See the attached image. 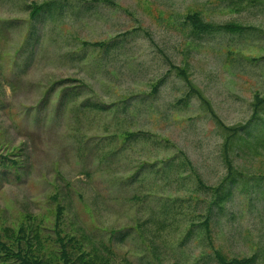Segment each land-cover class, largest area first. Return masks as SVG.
Instances as JSON below:
<instances>
[{
    "label": "rangeland",
    "instance_id": "374dc122",
    "mask_svg": "<svg viewBox=\"0 0 264 264\" xmlns=\"http://www.w3.org/2000/svg\"><path fill=\"white\" fill-rule=\"evenodd\" d=\"M49 1L0 0V230L60 262V205L107 264H264V0Z\"/></svg>",
    "mask_w": 264,
    "mask_h": 264
},
{
    "label": "trees",
    "instance_id": "16d2710c",
    "mask_svg": "<svg viewBox=\"0 0 264 264\" xmlns=\"http://www.w3.org/2000/svg\"><path fill=\"white\" fill-rule=\"evenodd\" d=\"M42 7H45V5L44 6L42 5ZM188 18H193V21L191 22L196 23L198 25V28L202 26V23L199 24L200 22H199L196 12L193 14H190ZM211 27H215V26L213 25ZM216 27L222 28L225 31H229V32L243 31L245 28V26L241 24H237V23H225V24L218 25V26L216 25ZM171 67H174V65L171 64ZM176 69H177V72L180 73L183 79L186 81L188 89L191 92L193 89V84L187 78V75L184 74V69L180 67H176ZM197 93H198V96L202 99L203 98L202 94L199 92ZM63 95L64 94L62 93V96ZM262 104H264V98L260 100V102H258L257 106L254 105V113L252 114L248 122H251V120L256 118V116L259 114L260 110L262 109V107L260 108ZM207 106L209 107L208 110L212 114L215 113L214 110L209 106V104ZM248 122H246L245 125L233 126V127L226 126L221 123V126L227 130L235 129V132L232 134L234 136L241 129H244L245 127H247ZM131 135L134 136V134H131ZM228 161H227L228 172H227L226 177L222 180V183L217 188L218 193L220 192V190L221 192L223 191V189H221L222 186L234 184L236 180L235 177L233 176L236 173L234 171V167L231 164H229ZM229 192L230 190H228L227 193ZM224 196L225 195L220 194V196H218V200L216 201V203L222 201ZM55 214H56V220L54 223L55 233H56L55 242L58 245V251L56 255L59 256L61 260L60 262L55 257L51 259L50 257L44 255V252L41 249L40 237H38L36 232L25 231V228L23 226H20L17 230H13L11 232L12 238L6 237L7 236L5 233V230H7L6 227L0 230V264H107L106 257L102 255H98L96 252L91 253L89 251H84L82 249L83 246L81 245L80 240L76 239V237H70L66 240L68 235L65 237V235L62 234V229L59 226L61 224L62 214H63V210L60 205L58 206V211ZM209 225H210V210H208V214H205L201 220L197 222H194L193 220H191L189 222L188 233L191 232L190 230L196 226L204 227L205 231L207 230L208 232ZM3 230H4L5 238H2ZM32 239L39 240L33 249L30 243ZM214 253H215L216 259L221 264H248L255 258V255H252L248 258L231 257L228 260H226L222 256V254L219 253L217 250ZM52 255L55 256V254H52Z\"/></svg>",
    "mask_w": 264,
    "mask_h": 264
},
{
    "label": "crops",
    "instance_id": "0c3cea01",
    "mask_svg": "<svg viewBox=\"0 0 264 264\" xmlns=\"http://www.w3.org/2000/svg\"><path fill=\"white\" fill-rule=\"evenodd\" d=\"M50 1H51V0H50ZM50 1H49V2H50ZM52 1H53V0H52ZM51 3H52V2H50L49 4L52 5L53 3H52V4H51ZM44 5H45V4H44ZM44 5H43V6H44ZM50 5H49V7H50ZM82 5H83V4H82ZM84 6H87V5H84ZM45 7H47V6H45ZM42 8H44V7H41L40 10H43ZM67 9H68V8H67Z\"/></svg>",
    "mask_w": 264,
    "mask_h": 264
}]
</instances>
